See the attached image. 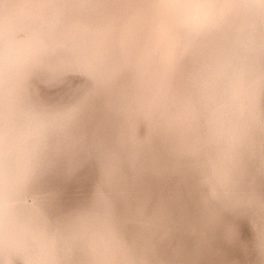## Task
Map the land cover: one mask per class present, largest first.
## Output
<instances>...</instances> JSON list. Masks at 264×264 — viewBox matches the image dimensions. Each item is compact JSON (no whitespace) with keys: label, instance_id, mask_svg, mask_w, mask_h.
Listing matches in <instances>:
<instances>
[{"label":"bare ground","instance_id":"bare-ground-1","mask_svg":"<svg viewBox=\"0 0 264 264\" xmlns=\"http://www.w3.org/2000/svg\"><path fill=\"white\" fill-rule=\"evenodd\" d=\"M147 3L149 0H0V45L10 49L39 46L47 53L38 66L27 70L26 76L14 62H10L6 74L5 47L0 48V127L5 98L10 127L16 134L31 108L44 111V104L77 83L64 87L60 81L77 73L80 80L84 75L68 110H75L76 115L67 122L79 136L64 145L57 134V122H48L46 166L31 180L11 172L6 188L0 181V200L6 196L17 218L43 228L65 255L78 259L83 242L71 222L100 189H93L98 186L93 185L98 178L94 170L110 163L113 172H138L160 182L162 190L167 187L165 213L177 221V236L188 240L198 236L219 248L221 260L209 264H264V211H240L233 206L237 191L218 190L213 196L201 184L202 167L217 157L218 146L210 139L193 84V77L209 58L218 59L226 68L242 59V34L251 32L255 25L243 18L229 19L219 32L188 52L168 80L167 123L150 124L135 102L146 87L143 68L152 47V22L144 7ZM25 14L27 23L21 24ZM50 57L55 60L48 61ZM108 98L113 101H106ZM255 103L259 119L248 129L241 149L240 187L262 195L264 88ZM51 138H58L57 144L52 145ZM110 203L121 238V221L131 224V219L135 220L128 214L126 221L116 203ZM0 251H13L0 258V264H24L15 256L22 257L26 252L11 234L7 241L0 234ZM132 254L143 264H157L148 258L149 262L143 260L141 251Z\"/></svg>","mask_w":264,"mask_h":264},{"label":"clouds","instance_id":"clouds-1","mask_svg":"<svg viewBox=\"0 0 264 264\" xmlns=\"http://www.w3.org/2000/svg\"><path fill=\"white\" fill-rule=\"evenodd\" d=\"M152 22V47L143 68L146 87L135 101L151 124L167 123L166 103L171 91L169 77L175 65L203 40L219 32L229 19L243 18L255 27L242 34L243 58L225 67L209 58L193 77L204 109L210 139L218 155L202 167L201 184L215 196L218 190L237 191L233 206L240 211H264V194L240 187L241 149L248 129L259 119L256 98L264 88V0H149L145 6ZM7 31V24H5ZM39 46L9 48L5 45V73L10 62L27 70L38 66L46 56ZM181 109L183 105L181 104ZM75 110L47 113L31 108L25 123L13 134L7 99L0 127V181L7 187L11 172L31 180L46 166L48 122H68ZM71 226L83 242L75 259L57 247L55 238L43 228L17 218L7 197L0 200V234H11L29 255V264H143L117 234L106 190L94 191L86 207L76 213ZM264 243V231L261 232Z\"/></svg>","mask_w":264,"mask_h":264},{"label":"rangeland","instance_id":"rangeland-1","mask_svg":"<svg viewBox=\"0 0 264 264\" xmlns=\"http://www.w3.org/2000/svg\"><path fill=\"white\" fill-rule=\"evenodd\" d=\"M8 6L10 5L8 4ZM27 18L26 14L23 15L20 21L21 24L27 23ZM1 47L4 48L5 45L1 44ZM53 60H55V57H50L48 61ZM48 64H52V62ZM81 66L84 65L81 63ZM71 72L67 71V73ZM77 74L60 81L64 87L74 82L77 83L67 89L61 97L44 104V111L47 113H63L69 110L84 82V75L82 74L79 80ZM105 100L108 102L113 101L110 98ZM55 127L64 145L72 144V141H75L74 136H79V133L72 129V126L68 125L67 122H57ZM80 135L88 137L85 134ZM50 140L53 145L57 144L58 138H51ZM94 174L98 178L93 182V185L98 186H94L93 189L103 187L109 200L114 201L116 203L115 207L118 206L120 211L123 212L124 218L126 219L129 214L135 220L134 223L131 219V224H127L124 220L121 221L120 231L122 236L120 240L132 251H141L143 260L148 261L146 259L148 258L156 261L157 264H209L214 259H220L217 255V251H220L219 248L210 243H204V239L200 240L197 236L195 240H188L183 236L181 239L177 236L180 234L174 230L177 221L172 220L173 218L165 213L167 201L169 200L166 193L167 187L162 190L163 185L160 182L151 181L138 172H113L110 163L99 165L94 170ZM196 248L199 249L196 250ZM190 249L194 251H190ZM143 251L149 252L144 253ZM201 251H204V253ZM7 253L13 254V251H0V258L6 256ZM16 255L18 257L14 253L15 258L20 263L29 264L27 253L22 257Z\"/></svg>","mask_w":264,"mask_h":264}]
</instances>
